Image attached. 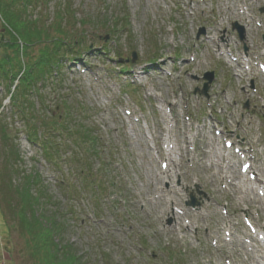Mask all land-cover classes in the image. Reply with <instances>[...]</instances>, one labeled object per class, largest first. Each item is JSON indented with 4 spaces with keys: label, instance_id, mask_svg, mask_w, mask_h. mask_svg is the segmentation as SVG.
I'll list each match as a JSON object with an SVG mask.
<instances>
[{
    "label": "rangeland",
    "instance_id": "obj_1",
    "mask_svg": "<svg viewBox=\"0 0 264 264\" xmlns=\"http://www.w3.org/2000/svg\"><path fill=\"white\" fill-rule=\"evenodd\" d=\"M16 4L20 18L35 20L47 33L30 39L25 62L58 36L52 27L58 12L67 31L59 38L70 41L79 34L82 44L59 62L61 89L53 91L52 78L39 91L43 103L34 93L28 98L33 109L23 110L30 121L9 111L14 86L0 81V114L11 128L6 143L19 151L15 162L0 156V264H34L28 254L32 232L21 228V219H30L35 210L38 218L56 215L64 228L62 241L88 264H102V255L110 264H170L173 258L179 264H255L249 255L263 264L264 72L258 64L264 66V14L258 9L264 0ZM235 22L243 27L242 40L231 29ZM201 27L204 34L196 37ZM17 32L0 18V59L12 66L23 48L16 37L12 41ZM87 46L94 48L89 54ZM76 51L83 54L78 61L72 60ZM117 55L127 61L119 65ZM206 71L214 78L204 97L193 90L201 87ZM62 95L78 114L75 125L101 140L100 161L87 154L81 159L92 173L113 179L115 188H108L97 214L89 192L73 195L63 183L81 186L75 171L83 166L66 162L79 151L71 139L55 138L65 152L53 164L26 138L33 125L42 137L41 122L60 114L56 105ZM241 156L252 163L256 180L240 172ZM23 187L36 194V209L29 210L26 191H18ZM190 194L198 202L194 208L185 205Z\"/></svg>",
    "mask_w": 264,
    "mask_h": 264
},
{
    "label": "trees",
    "instance_id": "obj_2",
    "mask_svg": "<svg viewBox=\"0 0 264 264\" xmlns=\"http://www.w3.org/2000/svg\"><path fill=\"white\" fill-rule=\"evenodd\" d=\"M22 7L24 8V6ZM17 9L19 10L20 8L16 4V0H0V18L2 19V22L4 24L7 23L8 25L13 26L14 30L15 28L18 30V34L12 36V41L16 40L17 38L23 45V48L20 50V52L16 47V55L19 52L20 60L14 55L13 66L6 64V59H0V81L1 84L3 81H6L9 84L8 86L11 84L14 86L11 93L9 91L7 92L8 94L10 93V104L15 107L13 108L10 105L11 109H9V111L14 110V112H17L22 119L30 121V117L26 116V113L23 110L24 108H30V110L33 109L32 101L30 103L28 98H30L34 93L37 95L36 97L38 100L43 103L39 91L43 85V87L49 84L51 85L54 81L52 78L56 79L54 86L51 87L53 91L58 90V88L61 89L63 75L59 72V62H61V59H68L66 57L68 52L70 51L72 53L70 49L75 46H80L82 41L80 40L81 38L79 39V34H77L73 39H70V41H68L67 38L66 40L59 38L60 34L67 35V31L60 27L61 15L58 12L56 14L57 19H55L54 23L52 24L53 30L55 33H58V36L49 37V39L44 41L42 46L37 50V55L34 57L35 59L25 62L24 56L28 57L26 52L33 44L30 39L37 38L40 35H47V33L44 30H41L38 25H34L33 22L35 20H23L20 18L21 16L19 15V12L17 13ZM86 48L88 54L94 49L93 48L90 50L88 46ZM96 51H98V49H96ZM73 55L76 57L72 60L78 61V59H81L83 54H81L79 51H76ZM120 58V55H117L115 60L117 63H119V65H121L120 62H123L120 61ZM55 86H57V89L54 88ZM59 101L61 105H56V107L60 110V114L55 116V119L49 116L47 119L42 120L41 122V125H43L44 128L42 137H40L39 128L36 125H33L29 128H32L31 134H27L26 138L31 144L36 143V146L41 149L42 156L48 162L50 161L53 164H56L55 159L61 156L59 153L62 151L60 150V145L58 143L59 141L56 140L58 142H54L55 138L57 139L59 135H63L71 139L73 145H75L79 151L76 153L74 152L71 155L69 153L70 156L68 158L67 155L66 162L69 165L79 164L83 166H79V171H75L78 174L77 177L81 180V186L78 187L77 190L76 186H73L69 182L66 183L64 181L63 183L66 185V188L68 189L67 191H69V193L71 191L73 195L74 192L80 194V191L82 190L89 192V197L93 201L95 212L97 214L100 212L98 205H100V202H102V200L107 197V194L109 193L108 188H115V186L112 182L113 179H105V176L103 177L97 175L96 173H92L93 168H90L89 164H86L87 159H81V157L84 154H87L89 158L92 157L93 160L98 159V161H100L101 158L97 154L96 150L100 148L101 140L98 139V136H92L90 138L88 134L89 132L86 131L84 127L78 128V126L75 125L78 120V114L74 115L75 112H71L70 108H67L66 103L68 98H66V96L59 98ZM76 105H78V102H76ZM38 110V106H36V108L33 110V113H35L34 117L38 115ZM5 120V114H0V156L2 161L4 160L10 162V160L13 161L19 158V151L16 145L11 144L10 147H8L6 143L10 140L9 130L11 128L8 123L5 122ZM70 121H72V124ZM29 136L31 138H28ZM80 160L82 161L81 163L79 162ZM11 164L13 163L11 162ZM27 184L28 182H26V186L29 187V184ZM18 191H26V195L28 196L26 201L28 203V208L29 210H33V208L36 207L35 202L37 203L38 201L36 199V194L30 192L28 188L27 190L24 188V190ZM22 210L24 211L23 208ZM21 228H25L29 232H32V235L29 236L28 239L30 242L28 254L31 259L34 260V264H88L87 262H84L81 255L77 254V251L73 248L72 244L62 241L61 233L64 230L63 224L57 221L55 214L49 217L43 215L38 218L35 210L34 216H31L30 219H21ZM4 244L6 243L4 242ZM101 257L102 264H110V262H108V256L102 255ZM173 260L174 262L170 264H179L176 259L173 258Z\"/></svg>",
    "mask_w": 264,
    "mask_h": 264
},
{
    "label": "water",
    "instance_id": "obj_3",
    "mask_svg": "<svg viewBox=\"0 0 264 264\" xmlns=\"http://www.w3.org/2000/svg\"><path fill=\"white\" fill-rule=\"evenodd\" d=\"M259 11L260 12H264V7L260 8ZM232 29H235L236 30L239 40H242L244 38V30H243V27L242 26L238 25L235 22V23H232ZM203 33H204V28H202V27L199 28L197 30L196 37H198L200 34H203ZM263 39H264V36H263ZM135 57H136V54H135V52L132 51L131 52L130 61L133 62L135 60ZM124 61H127V59L126 60L124 59ZM202 78L205 80V82L202 84V88H201V90H199V93L202 94V95H204V96H206V92H207V89L209 87V84H210V82L213 79V72L212 71L204 72L203 75H202ZM197 90L198 89L195 88L194 91H197ZM246 106H247V104L245 103L244 104V107H246ZM186 203L189 204V205L196 204V202L194 201V199L192 197Z\"/></svg>",
    "mask_w": 264,
    "mask_h": 264
},
{
    "label": "bare ground",
    "instance_id": "obj_4",
    "mask_svg": "<svg viewBox=\"0 0 264 264\" xmlns=\"http://www.w3.org/2000/svg\"><path fill=\"white\" fill-rule=\"evenodd\" d=\"M253 259V263H255V264H258V261L257 260H255L256 258H255V256H253V255H249V259Z\"/></svg>",
    "mask_w": 264,
    "mask_h": 264
}]
</instances>
